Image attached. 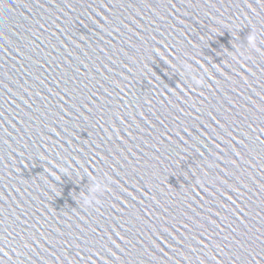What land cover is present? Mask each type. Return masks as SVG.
Returning a JSON list of instances; mask_svg holds the SVG:
<instances>
[{
  "label": "water",
  "instance_id": "1",
  "mask_svg": "<svg viewBox=\"0 0 264 264\" xmlns=\"http://www.w3.org/2000/svg\"><path fill=\"white\" fill-rule=\"evenodd\" d=\"M0 264H264V0H0Z\"/></svg>",
  "mask_w": 264,
  "mask_h": 264
}]
</instances>
